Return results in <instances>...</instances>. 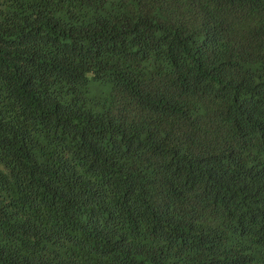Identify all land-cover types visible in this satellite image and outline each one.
<instances>
[{
  "label": "trees",
  "instance_id": "trees-1",
  "mask_svg": "<svg viewBox=\"0 0 264 264\" xmlns=\"http://www.w3.org/2000/svg\"><path fill=\"white\" fill-rule=\"evenodd\" d=\"M0 264H264V0H0Z\"/></svg>",
  "mask_w": 264,
  "mask_h": 264
}]
</instances>
